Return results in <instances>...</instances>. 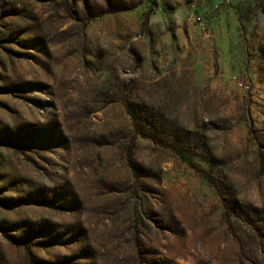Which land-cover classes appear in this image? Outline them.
Segmentation results:
<instances>
[{"label":"rangeland","instance_id":"374dc122","mask_svg":"<svg viewBox=\"0 0 264 264\" xmlns=\"http://www.w3.org/2000/svg\"><path fill=\"white\" fill-rule=\"evenodd\" d=\"M0 264H264V0H0Z\"/></svg>","mask_w":264,"mask_h":264},{"label":"trees","instance_id":"16d2710c","mask_svg":"<svg viewBox=\"0 0 264 264\" xmlns=\"http://www.w3.org/2000/svg\"><path fill=\"white\" fill-rule=\"evenodd\" d=\"M153 1L154 0H150ZM175 151L178 153V155L181 157V159L186 162L189 166H191L192 168L197 169L198 171L202 172L204 174L205 169H203L202 167H197L193 161V158L191 157V155L183 148L176 146L174 147Z\"/></svg>","mask_w":264,"mask_h":264}]
</instances>
